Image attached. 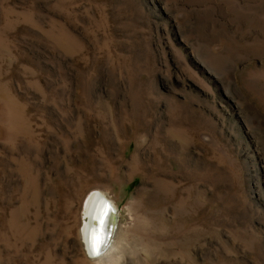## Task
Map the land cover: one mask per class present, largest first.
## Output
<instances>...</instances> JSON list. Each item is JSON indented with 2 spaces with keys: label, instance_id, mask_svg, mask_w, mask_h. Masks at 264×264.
I'll list each match as a JSON object with an SVG mask.
<instances>
[{
  "label": "rangeland",
  "instance_id": "374dc122",
  "mask_svg": "<svg viewBox=\"0 0 264 264\" xmlns=\"http://www.w3.org/2000/svg\"><path fill=\"white\" fill-rule=\"evenodd\" d=\"M264 264V0H0V264Z\"/></svg>",
  "mask_w": 264,
  "mask_h": 264
},
{
  "label": "bare ground",
  "instance_id": "6f19581e",
  "mask_svg": "<svg viewBox=\"0 0 264 264\" xmlns=\"http://www.w3.org/2000/svg\"><path fill=\"white\" fill-rule=\"evenodd\" d=\"M105 205L109 206L107 216L105 215ZM111 209L117 211L113 202L108 199L105 193L98 190L91 191L84 200L80 239L83 233L85 236L93 235L113 240L116 234L117 223L113 229L112 226L114 225L112 223L113 216L110 212Z\"/></svg>",
  "mask_w": 264,
  "mask_h": 264
},
{
  "label": "clouds",
  "instance_id": "9594fccd",
  "mask_svg": "<svg viewBox=\"0 0 264 264\" xmlns=\"http://www.w3.org/2000/svg\"><path fill=\"white\" fill-rule=\"evenodd\" d=\"M81 243L85 255L91 264H123L124 247L123 241L104 239L93 235L81 234Z\"/></svg>",
  "mask_w": 264,
  "mask_h": 264
},
{
  "label": "water",
  "instance_id": "95a60500",
  "mask_svg": "<svg viewBox=\"0 0 264 264\" xmlns=\"http://www.w3.org/2000/svg\"><path fill=\"white\" fill-rule=\"evenodd\" d=\"M110 212H111V214L113 216V220H114V221L112 220V223L114 225V226H112V228L114 229L116 226V223H117V211H115L114 209H111ZM111 232H112V229H111Z\"/></svg>",
  "mask_w": 264,
  "mask_h": 264
},
{
  "label": "snow or ice",
  "instance_id": "6c2138e0",
  "mask_svg": "<svg viewBox=\"0 0 264 264\" xmlns=\"http://www.w3.org/2000/svg\"><path fill=\"white\" fill-rule=\"evenodd\" d=\"M108 209H109V206L108 205H105V215L106 216L108 215Z\"/></svg>",
  "mask_w": 264,
  "mask_h": 264
}]
</instances>
